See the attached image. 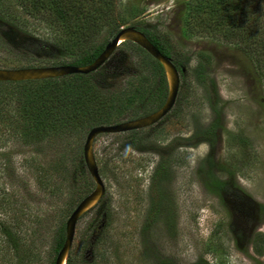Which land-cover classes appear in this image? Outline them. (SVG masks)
<instances>
[{
	"label": "rangeland",
	"instance_id": "1",
	"mask_svg": "<svg viewBox=\"0 0 264 264\" xmlns=\"http://www.w3.org/2000/svg\"><path fill=\"white\" fill-rule=\"evenodd\" d=\"M190 1L124 0L117 7L127 17L120 29L153 32L169 46L172 61L182 62L185 74H179L174 105L157 123L93 139L104 193L76 223L71 264H264V252L257 255L252 247L255 233L264 235V63L251 59L264 62V43L239 50L232 44L239 35L248 45L253 37L238 31L226 41L216 27L223 19L192 13ZM258 1L264 25V0L248 3ZM3 9L0 68L72 60L30 47L34 38L60 40L66 33L53 10L41 8L39 0H0ZM132 13L138 15L130 18ZM107 29L83 45L99 44L108 38ZM129 47L117 46L100 67L101 77H87L93 92L84 94L86 82L57 79L65 89L84 86L78 95L84 103L75 96L71 112L48 120L40 138L24 136L31 126L22 109L28 91L0 82V264L54 263L62 226L94 188L82 152L92 125L87 113L98 118L106 112L113 125L133 119V107L144 98L152 96L148 109L164 103L167 88L160 85L158 68L149 55ZM130 98L131 105L124 106ZM119 106L123 110L117 113ZM82 109L88 110L86 118L77 123ZM215 119L212 170L229 182L220 195L204 185L209 144L190 140ZM159 152L166 156L162 171Z\"/></svg>",
	"mask_w": 264,
	"mask_h": 264
},
{
	"label": "trees",
	"instance_id": "2",
	"mask_svg": "<svg viewBox=\"0 0 264 264\" xmlns=\"http://www.w3.org/2000/svg\"><path fill=\"white\" fill-rule=\"evenodd\" d=\"M123 1L124 0H39V2H41V8H43L44 10H53L55 15L61 21V26H62L61 28L62 29L64 28L66 30V33H64V35L61 37L60 40L55 38L52 41H48L46 39L43 40L40 38L38 39L34 38L32 39L33 45L31 44L30 47L31 48L35 47L34 49L41 51L46 57H50V58H55V56H62L64 54L71 56L72 60L70 62L66 63V62L56 61L58 62L55 63L56 65L69 64V65L82 66V65L90 64L102 52L106 43L115 35L117 31H119L120 27L126 21L127 17H123V15L121 17V14L117 13V9L119 10V8L117 7H122ZM248 1L249 0H191L190 1L191 4L189 3L188 5L190 6V10L192 13H194V11H197L201 14H204L207 11V16H209L210 19L211 18L223 19L222 21L216 23V27L219 26L220 29H222L220 33L226 39V41L230 40L229 37H232L233 33H238V31L243 32L246 38L248 36L253 37V41L251 45H248L246 42L244 44L243 37H241V35L239 34H238L239 38L233 41L234 43L232 44L236 48L244 52L248 48L253 47V44L264 43V25L259 22L260 15L257 12V9H259V2L261 3V1L255 3L253 2L248 3ZM35 6L36 5H34V7ZM3 11L4 9L0 10V14ZM136 15L138 14L132 13L129 16L130 18H133ZM12 18L10 20L11 22L10 21L8 22L12 23L15 19ZM0 20H2V18ZM225 20L228 21V24L226 25H224ZM104 27L108 28L106 34H108L109 39L106 38L99 44L90 48H87L86 45H83V42L85 40H87L90 37L97 36L101 32V30H103ZM132 27L143 32L146 35V37L157 47V49L162 54L171 58V52L166 42L159 39L153 32L149 31L144 27H140V26H132ZM89 32H92L93 35H90ZM126 42L128 46L140 50L146 53L147 55H149L142 48H140L139 46H137L136 44L130 41L122 42L121 45H124ZM251 51L253 52L254 50ZM28 53L30 52L28 51ZM150 58L153 66L156 65V67L158 68L159 71L158 77L160 79V85H162L163 82V86L167 88L166 79L160 63L151 56ZM251 59L255 62V64L264 63L262 61L263 60L262 57H255ZM172 62H174V65L178 69L180 75L183 77L185 74V70H183L184 66L182 62L180 61H172ZM262 66L264 68V64ZM19 67L25 68L32 66L29 64H25ZM100 67L96 71L88 74H71V75H67V77H69L73 81L79 80L82 82H86L83 85L84 86L88 85V90L84 93L87 94L89 92H93V85L90 81L89 83H87L86 79L87 77H92V78L96 77V75H99L101 77L104 72H100L99 70ZM58 78L8 82L9 84L11 83L14 86L21 85L24 89L23 92L25 93L26 91H28V94L26 93L25 95L22 109L24 114L26 115V119L28 122L27 125L31 124V126L30 128H28L30 131L29 130L25 131L24 136L28 135L29 134L28 132H30L32 136L35 138L43 137V135H41L42 130H45L46 126L47 127L49 126L47 124V121L52 118H55L56 120L59 117L64 118L66 116L64 114L70 113L71 107L74 106V103L78 102L81 96H83V95L80 96L78 95L84 92V86L79 89L76 88H72L70 90L65 89L67 86L61 87L60 83L56 82L58 81L57 80ZM65 84H67V82ZM134 90L138 91L139 89L136 88ZM143 90L145 91V88ZM153 90L156 89L155 88L150 89V91L147 93L151 95ZM75 96L78 97L77 101ZM150 98L148 97L147 99L144 98L140 100L141 103L137 107H133L131 112L132 114L131 118L144 116L161 107L162 104L160 105L159 103L158 106L148 109L149 107L147 105H148V100H150ZM131 102H132V98L126 99L124 106H128V105L130 106ZM122 110H123L122 106H119L117 108V113L122 112ZM99 111H101L100 108L95 109L91 114L95 115L99 113ZM87 112L88 110L84 111L82 109V113L78 117L77 123L80 120L82 121L84 118H86L85 113ZM100 113H99L100 117L98 118L91 116L89 115V113H87L88 115L86 120L92 122V125L89 124L90 128L98 124L112 123L110 122L111 115L106 114V112H104L106 115H103L104 113L101 114ZM216 129H217V119L212 121L211 124L206 129L199 131L195 136L191 137L190 140L193 139L194 141H198V142L206 141L209 144L210 151L206 157L207 176L204 179V185L208 190L213 191L214 193L220 195L222 192L227 190L229 182L228 180L216 176L212 170L213 166L215 165L212 161V152L217 142ZM31 130H37V132ZM131 145L134 148L142 149V147L138 146L137 143L135 142L131 143ZM159 154L161 156L159 168H161L162 171L165 168L164 161L166 159V156L163 154V152L162 153L159 152ZM87 193H89V191ZM261 208H264V206L261 205ZM255 234L257 236L255 239H253V243H252L253 251L257 255H261L264 252V245H263L264 235L260 233H255ZM63 240H64V226H62V229L60 230L58 235V239L56 242V251H58L61 248ZM66 264H71V258L69 257V255L66 260ZM194 264H205V263H202V261H197Z\"/></svg>",
	"mask_w": 264,
	"mask_h": 264
},
{
	"label": "water",
	"instance_id": "3",
	"mask_svg": "<svg viewBox=\"0 0 264 264\" xmlns=\"http://www.w3.org/2000/svg\"><path fill=\"white\" fill-rule=\"evenodd\" d=\"M130 41L152 58L158 61L163 69L167 83V95L164 103L157 110L144 116L136 117L113 125H97L92 127L85 137L83 144V160L85 167L94 182V188L84 196L73 209L64 225V240L58 250L53 264H66L69 249L74 236L75 226L79 217L86 212V207L91 203L97 204L104 193V184L98 171V166L93 153V139L102 133H121L151 126L163 118L174 105L179 88V71L171 58L162 54L157 47L146 37V35L132 26L119 29V31L108 41L102 52L87 65H54L36 66L15 69L0 68V82H20L28 80H40L58 78L71 74H88L96 71L103 65L117 46L122 42ZM184 70V69H183Z\"/></svg>",
	"mask_w": 264,
	"mask_h": 264
},
{
	"label": "bare ground",
	"instance_id": "4",
	"mask_svg": "<svg viewBox=\"0 0 264 264\" xmlns=\"http://www.w3.org/2000/svg\"><path fill=\"white\" fill-rule=\"evenodd\" d=\"M94 205H95V203L93 202V203H91L89 206H87L86 209L88 210V209H90L91 207H93Z\"/></svg>",
	"mask_w": 264,
	"mask_h": 264
},
{
	"label": "flooded vegetation",
	"instance_id": "5",
	"mask_svg": "<svg viewBox=\"0 0 264 264\" xmlns=\"http://www.w3.org/2000/svg\"><path fill=\"white\" fill-rule=\"evenodd\" d=\"M64 235H65V233H64ZM58 252V251H57Z\"/></svg>",
	"mask_w": 264,
	"mask_h": 264
}]
</instances>
